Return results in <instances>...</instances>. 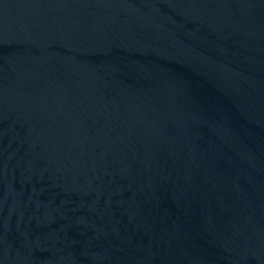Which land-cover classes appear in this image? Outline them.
I'll list each match as a JSON object with an SVG mask.
<instances>
[{"label":"water","instance_id":"water-1","mask_svg":"<svg viewBox=\"0 0 264 264\" xmlns=\"http://www.w3.org/2000/svg\"><path fill=\"white\" fill-rule=\"evenodd\" d=\"M0 264H264V0H0Z\"/></svg>","mask_w":264,"mask_h":264}]
</instances>
